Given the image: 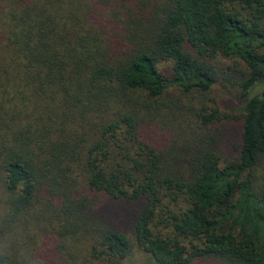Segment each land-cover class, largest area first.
<instances>
[{
  "label": "trees",
  "instance_id": "trees-1",
  "mask_svg": "<svg viewBox=\"0 0 264 264\" xmlns=\"http://www.w3.org/2000/svg\"><path fill=\"white\" fill-rule=\"evenodd\" d=\"M0 251L264 264V0H0Z\"/></svg>",
  "mask_w": 264,
  "mask_h": 264
},
{
  "label": "clouds",
  "instance_id": "clouds-1",
  "mask_svg": "<svg viewBox=\"0 0 264 264\" xmlns=\"http://www.w3.org/2000/svg\"><path fill=\"white\" fill-rule=\"evenodd\" d=\"M23 257L22 264H42L38 257H33L31 255H25V253H21ZM0 260H7V253L6 251H0Z\"/></svg>",
  "mask_w": 264,
  "mask_h": 264
},
{
  "label": "rangeland",
  "instance_id": "rangeland-1",
  "mask_svg": "<svg viewBox=\"0 0 264 264\" xmlns=\"http://www.w3.org/2000/svg\"><path fill=\"white\" fill-rule=\"evenodd\" d=\"M260 91V87H256L252 91V95L257 94ZM220 103L223 107L230 109L231 107H235L241 104L240 101L230 100L228 98H221Z\"/></svg>",
  "mask_w": 264,
  "mask_h": 264
}]
</instances>
